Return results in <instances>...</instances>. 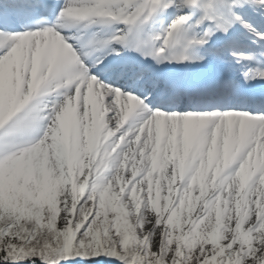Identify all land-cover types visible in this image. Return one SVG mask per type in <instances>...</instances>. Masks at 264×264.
<instances>
[{
	"label": "snow or ice",
	"instance_id": "1",
	"mask_svg": "<svg viewBox=\"0 0 264 264\" xmlns=\"http://www.w3.org/2000/svg\"><path fill=\"white\" fill-rule=\"evenodd\" d=\"M0 264H264V0H0Z\"/></svg>",
	"mask_w": 264,
	"mask_h": 264
}]
</instances>
